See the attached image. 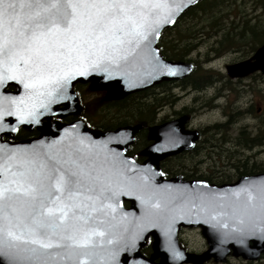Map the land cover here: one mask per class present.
<instances>
[{
    "label": "water",
    "instance_id": "obj_1",
    "mask_svg": "<svg viewBox=\"0 0 264 264\" xmlns=\"http://www.w3.org/2000/svg\"><path fill=\"white\" fill-rule=\"evenodd\" d=\"M199 1L144 0L159 7L134 10L143 27H130L123 44L106 58L96 55L53 68L50 78L59 83L26 88L31 78L22 62L15 68L0 64V136L19 125L40 131L37 138L14 143L0 137V187L13 190L0 201V264H204L210 259L225 262L230 254L257 260L264 253V172L223 184L164 178L159 161L192 149L197 138V131L183 130L185 116L150 127L153 142L142 163L126 155L140 125L101 131L90 130L82 120L41 121L77 111L76 82L117 99L188 77L193 64L165 59L157 45L163 30ZM225 71L232 79L264 75V43L249 57L226 64ZM13 75L17 78L11 79ZM58 105L64 107L54 109ZM61 174L73 176L76 203L86 205L76 215L88 219L72 218L54 235L49 231L44 242L60 246L42 248L31 243L41 237L27 227L29 214L47 192L54 193L48 177ZM20 184L34 186L36 200L16 194ZM181 227L199 228L207 249L195 253L182 248L177 240ZM84 233L90 237L86 248L69 247L72 241L61 238L80 239ZM149 235L152 253L146 257L140 249Z\"/></svg>",
    "mask_w": 264,
    "mask_h": 264
},
{
    "label": "snow or ice",
    "instance_id": "obj_2",
    "mask_svg": "<svg viewBox=\"0 0 264 264\" xmlns=\"http://www.w3.org/2000/svg\"><path fill=\"white\" fill-rule=\"evenodd\" d=\"M150 7L159 5L144 0H0V64L8 63L15 68L22 62L31 78V83H25L26 88L59 83V79L50 78L53 68L80 64L96 55L102 58L111 55L117 44H123L122 35L127 34L130 27L134 31L143 27L137 20L140 13L134 10ZM137 34L140 33L137 31ZM48 179L55 194L47 192L39 207H33L29 214L31 224L27 226L41 237L31 243H39L42 248L60 246L44 242L49 231L54 235L58 227L72 218L84 222L88 219L76 215L77 210L82 212L86 205L76 203L79 193L73 176L61 174ZM10 191L13 190L0 187V201L6 199ZM14 191L36 200L33 193L37 189L30 184H20ZM61 238L71 240L68 246L74 248H86L90 242L87 233L80 239Z\"/></svg>",
    "mask_w": 264,
    "mask_h": 264
},
{
    "label": "trees",
    "instance_id": "obj_3",
    "mask_svg": "<svg viewBox=\"0 0 264 264\" xmlns=\"http://www.w3.org/2000/svg\"><path fill=\"white\" fill-rule=\"evenodd\" d=\"M234 2L235 0H200L197 4L187 9L172 27L161 33L158 40V48L160 49V54L165 59L172 61L186 60L193 64L192 72L187 78L183 79V87L187 89L192 88L195 93L201 91L205 93L208 90V86H211L214 81L218 80V77H221L218 72L210 67L214 59L220 55L229 53L230 50L235 48L236 50H242L245 47L244 49L249 53L264 43V16L254 15L250 17L248 13L244 12L241 5ZM254 2L255 5L264 9V0H254ZM224 4L226 6L229 5V11L232 9L233 13L230 12L228 15L229 11L222 7ZM226 15H228V18L231 15L237 18L229 24L228 28L230 30L224 32L221 26H223L222 19ZM198 35L205 36L206 38L202 40V42L206 43V49L203 53H201L199 44L195 42ZM198 57L203 58L202 61ZM155 86L146 91L134 92L117 99H106L101 92L91 90L89 86L77 88L79 98L82 101L81 103L85 104L86 100L91 103L90 106L88 104L91 114L85 117L87 125L93 127L95 130L106 131L124 126H141L143 123L145 127L137 131L135 134L136 141L129 151L134 155L135 147L139 150L141 146L138 145H145L150 142L147 137V125L155 121L152 111H158L159 108H156V106L160 107L171 102L170 87L163 85L161 95H156L153 91ZM228 86L230 91L237 92L233 86ZM255 91L256 94H261L264 102V92H261L259 88ZM226 92L228 91L226 90ZM99 93L102 96L96 99ZM216 96L215 93L207 101L211 104ZM196 98L198 97L195 96L194 100ZM226 109L234 111L232 107ZM254 110H257V107ZM248 111L253 110L249 109ZM262 111H264V108ZM232 115L234 116V113ZM225 124H232V122L227 121ZM228 131L229 127H225L221 131L224 134L221 137L222 139L226 138ZM215 133L218 132L215 131ZM232 140L240 142V145L236 144L237 147L235 146L236 148L233 152L231 151L228 154L231 162L221 166L228 170L231 169L228 166H233L231 169L232 173L222 174L224 179L219 181L208 178L214 184L229 183L242 175L264 172V160L249 162L248 158L247 160H240L237 155V152H240L239 148L248 149L251 147L250 149H252L253 147L262 145L264 142V127L261 128L258 125L256 134L253 137L247 136V133L242 131L241 136L233 137ZM181 163L183 162L177 161L176 169L179 168ZM194 164L192 162V165ZM161 167L165 178L173 176L176 170L170 160L165 161ZM208 174L209 176L213 174V169L210 166ZM187 176L189 177L191 175L187 174ZM144 253L146 254V249H144Z\"/></svg>",
    "mask_w": 264,
    "mask_h": 264
},
{
    "label": "rangeland",
    "instance_id": "obj_4",
    "mask_svg": "<svg viewBox=\"0 0 264 264\" xmlns=\"http://www.w3.org/2000/svg\"><path fill=\"white\" fill-rule=\"evenodd\" d=\"M236 3H238L239 5H241L243 7V10L245 13H248V15L254 16V15H260L261 17L264 16V9L261 7H258V5H255L254 0H235ZM234 2V3H235ZM229 6V5H228ZM226 6L224 4V6H222L225 10L229 11V7ZM231 13H233V10L230 9L228 15ZM228 15L225 16L224 19H222V30L224 32H227L228 30H230L229 24L237 17L231 15L228 18ZM249 18V17H248ZM235 21V20H234ZM221 30V31H222ZM173 33V31H172ZM205 40V36L202 35H198L195 42H197L199 44L201 53L205 52L206 49V43L202 42V40ZM245 48V47H244ZM243 48V49H244ZM230 50L229 53H225L223 55L218 56L216 59L213 60V62L210 64V67L212 69H214V71L218 72L221 77L217 78L218 80H216V85L218 87V92H216V90L211 89V88H207L208 90L206 91L207 94L206 96H203V92H194L192 96H196L198 98H196L195 101L192 100V97L190 94H183L182 93H178L176 95L179 96V100L177 102V104H175L174 106L171 107L170 102L166 103L164 105H161L160 107H165L164 109L160 110V111H173L175 109H181L183 105H188L189 103H197V111H206L204 112L202 115V120L203 121H208V123L213 124L214 121H225V119L228 116H225L226 118H219L220 113L217 111H220L224 114V112H230L229 109H226L228 107H232L234 109L237 110V108L235 107H239L241 108L240 113H234V116H232V126L230 127V130L228 131L229 134H227L226 139L227 138H232L233 137H239L241 136V131L243 130L245 133H247V136L249 137H253L256 134V129L257 126L259 125L261 128L264 127V111H262V109L264 108V102L263 99L261 97V94H256L257 88H259V90L261 92H264V82H260L259 79L257 78V81L253 80H248L246 82H243V84L239 85L238 83H236L232 78L228 77V75L226 74L225 71V64H229V63H233L230 62L235 59L238 58H244V57H248L250 56L253 51L247 53L246 50ZM196 53V52H194ZM198 53H200V51H198ZM196 55V54H195ZM215 57V56H214ZM200 59V61H202L203 58L198 57ZM237 62V61H234ZM228 85L233 86L237 92L235 91H230V89H228ZM210 87V86H208ZM225 91V99L223 100H219V101H215V104L217 102L220 103H225L224 107H220V105H213L210 104L209 101H207V99H209L210 96H212L215 92L216 95L221 92V91ZM226 90L228 92H226ZM179 92V91H178ZM202 93V94H201ZM242 93V94H241ZM241 94V95H239ZM163 95V94H162ZM102 96L101 93H99L96 96V99ZM203 102V103H202ZM170 104V105H169ZM215 106V107H213ZM157 107L156 108H160ZM255 107H260L262 109H260L261 112H257V110H254ZM253 110L250 111L249 113L246 112L248 110ZM159 110V109H158ZM209 111H215V113L213 112H209ZM231 112H235V111H231ZM244 113V114H243ZM219 118V119H218ZM247 118V119H246ZM52 124H55V122H53ZM234 124V125H233ZM217 131L219 134L221 132ZM210 132V133H209ZM209 136L211 139H218L220 137V135H217L218 133H215L214 131H209ZM221 135H224L223 133H221ZM224 142V141H222ZM232 143L234 144L233 140ZM224 144V143H222ZM225 146L228 147V149L226 150H221L220 153H215L214 151L211 153V157L208 162V164H203V168H206L207 166L212 167L213 169V174H215L213 177L214 181H219L224 179V176L222 174H229L232 173V170H228L225 167L222 168L221 166L231 162V159L228 157V154L237 147L236 144H234L235 146H231L229 147L228 145L224 144ZM251 148V147H250ZM244 149V148H239V153L237 152V155L239 157V159H243L246 158V156L250 155V158H248L249 162H258L259 160H264V142L262 143V145L257 146V147H253L252 149ZM252 155V158H251ZM185 164H188V161H184ZM179 235H181V237L183 238V240L185 241V247L188 250H193L194 252H203L207 249V243L204 239V237L201 235V232L198 228H185L183 229V231L181 233H179ZM204 264H264V253L257 259V260H245L242 257H235L232 254H230L229 256H227V259L225 262H215L214 259H211V261H206Z\"/></svg>",
    "mask_w": 264,
    "mask_h": 264
},
{
    "label": "flooded vegetation",
    "instance_id": "obj_5",
    "mask_svg": "<svg viewBox=\"0 0 264 264\" xmlns=\"http://www.w3.org/2000/svg\"><path fill=\"white\" fill-rule=\"evenodd\" d=\"M247 58V57H244ZM244 58H238L235 59L230 62H234V61H239L242 60ZM226 65V64H225ZM257 78L259 79L260 82H264V75L260 74V73H254L250 76L247 77H243V78H235L233 79L236 83H238L239 85L243 84V82H246L248 80H253L257 81ZM163 85L165 86H169L170 87V93H171V107L174 106L175 104H177L178 100H179V96L180 94L178 93H182L183 94H190L192 97V100H194L195 96H192L193 94V90L192 88H186L183 87V80H179V81H168V82H162L160 84H157L154 88V94L156 95H161L162 90H163ZM89 83H81V82H76L73 84V90L76 94V98L78 100V104H77V111H75V113H67L64 116H60V115H52L50 116V118H43L41 119L42 122L46 123V124H52L53 122L58 123V124H67V123H71L73 121L76 120H82L84 122V124L86 125L87 128H89L90 130H95L93 127H89L86 123V118L91 114V111H89L90 109V105L91 103L88 102L87 100L84 103H81V99L79 98L78 95V91L77 88H84V87H88ZM214 89L216 90V92H218V87L216 85V81H214L212 83V85L210 87H208V89ZM8 90H13L14 87L13 86H8L7 87ZM147 90V89H146ZM144 90V91H146ZM151 90V89H150ZM179 91V92H178ZM98 92H101L104 96H105V92L106 90H98ZM215 92V93H216ZM143 93V92H142ZM145 93V92H144ZM214 93V94H215ZM178 94V95H176ZM202 94V93H201ZM207 92L203 93V96H206ZM213 94V95H214ZM225 91H221L217 94V96L213 99V103L214 105H220V107H224L223 103L217 102L215 104V101H219V100H223L225 99ZM203 103V102H202ZM213 103H211L213 105ZM83 104V105H82ZM89 104V106H88ZM169 104V105H170ZM86 105H87V109H86ZM197 103H189L188 105H183L181 109H175L173 111H160L162 109H164L165 107H160L158 111H152L155 117V121L150 124L147 125V137L149 139L150 142H148L145 145H138L141 146V148L138 150L136 147L134 148V155L131 154L130 148L132 147V145H134L135 141H136V133L134 134V141L128 145L127 148V152L126 155L130 156L133 158V160L137 163H142L145 161V159L147 158V156H145L144 151L145 149L152 144V140L149 137V129L151 126L155 125V124H161L163 122H166L168 120H172V119H176L180 116H185L186 121L183 123V130H195L197 131V138L194 141V146L192 149L187 150V151H182L178 154L172 155V156H167L163 159H161L159 161V167L162 171V167L161 165H163V163H165V161H172V166H174V168L176 169V163L177 161H181L183 163H181L179 165V168H177L175 170V173H173L174 175L169 177V178H175L177 176H181L184 180H205L207 182H210L208 178H210V180H213V177H215V174H212L209 176V166H207L206 168H203V164H208V162L210 161L209 159L212 158L211 157V153L214 151L215 153H220L221 150H226L228 149L227 146H225L224 144L228 145L229 147L231 146H235L234 144L240 145V142L238 141H234V144L232 143L231 138H225L222 139V135L221 133L217 134L220 135V137L218 139H222V140H216V139H211L209 136V131H214L218 130L219 132H221L225 127H230L232 126L231 124H225V122H231L232 121V114L233 113H240L242 111L241 108L239 107H235L237 108L234 109L235 112H224V114L220 111H217L220 113L219 118H226L225 116H228L225 121H214L213 124L208 123V121H203L202 118V114L206 111H197ZM64 106L62 105H58L57 107H55L54 109H61ZM215 107V106H213ZM260 107L257 108V112H261L260 111ZM229 111H233V110H229ZM209 112H213L215 113V111H209ZM246 112H250V111H246ZM244 114V113H243ZM218 118V119H219ZM247 119V118H246ZM234 125V124H233ZM145 125L142 123L140 126V129L144 128ZM112 130V129H109ZM102 131V130H101ZM243 131V130H242ZM241 131V132H242ZM209 132V133H208ZM229 134V133H227ZM40 135V131L37 128H30L28 126H23V125H19L17 126V128L15 129V131H8L5 134H1V140L2 141H8V142H19V141H24V140H29V139H34L37 138ZM224 141V142H222ZM224 143V144H222ZM137 146V147H138ZM239 158V157H238ZM247 158H250L249 156H246V158L240 159V160H244ZM252 158V155H251ZM184 161H188V164H185ZM192 162H194L195 164L192 165ZM232 169L233 166H228ZM194 171V172H193ZM163 172V171H162ZM187 174H190L191 176H187ZM164 175V173H163ZM248 175V174H246ZM209 176V177H208ZM243 176V175H242ZM241 177V176H240ZM239 178V177H238ZM238 178L230 181L233 182L235 180H237ZM212 183V182H211ZM123 205L125 207H128L129 204L128 203H123ZM183 229H185L184 227L179 228L178 233H177V240L180 244L181 247H183L186 251H190V252H194L193 250H188L184 245H185V241L183 240V238L181 237V235H179V233H181L183 231ZM151 243H152V236H148L146 238V244L140 249V253L146 257H149L152 253V247H151ZM182 243V244H181ZM144 249H146V254L144 253ZM158 259H156L157 261ZM205 263V262H204Z\"/></svg>",
    "mask_w": 264,
    "mask_h": 264
}]
</instances>
